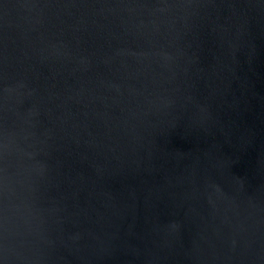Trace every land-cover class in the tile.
Listing matches in <instances>:
<instances>
[{
	"label": "water",
	"instance_id": "1",
	"mask_svg": "<svg viewBox=\"0 0 264 264\" xmlns=\"http://www.w3.org/2000/svg\"><path fill=\"white\" fill-rule=\"evenodd\" d=\"M198 2L0 3V55L35 93L10 123L41 153L16 161L15 216L49 264H264V13Z\"/></svg>",
	"mask_w": 264,
	"mask_h": 264
},
{
	"label": "clouds",
	"instance_id": "2",
	"mask_svg": "<svg viewBox=\"0 0 264 264\" xmlns=\"http://www.w3.org/2000/svg\"><path fill=\"white\" fill-rule=\"evenodd\" d=\"M2 3V0H0ZM246 7L264 13V0H246ZM34 7L36 5H23L22 7ZM76 6V5H72ZM127 5L126 7H131ZM147 7V5H137ZM198 0H185L184 3H168L167 0H160V10L166 11L173 7L194 8L199 7ZM236 8L237 5H231ZM7 8V5H5ZM55 47V46H53ZM9 62L6 55H0V264H49V258L34 248L30 237L33 232L27 220L17 219L15 213L19 210L15 204L16 191L14 188V172L17 160L25 157L31 161H37L41 155L39 151H28L34 149V145L27 144V141L35 138V132H27L20 128L17 130L15 123H10L12 118L22 119L20 111L25 98L34 96L28 79L20 73L9 71ZM34 115V113H29ZM33 127H35L33 125ZM22 141L24 143H22ZM26 145V146H25ZM45 155H47L45 153ZM41 178L47 172V165L35 163L32 165ZM30 214H35L32 208H28ZM173 228L178 230L179 224ZM154 239L153 247L158 252H163L168 247L170 233L163 228L154 225L152 229ZM42 242L49 248H55V241L41 237ZM73 244H79L84 239L83 233H76L68 238ZM235 248V241H233ZM76 252H82V248H76ZM159 256L153 253L147 264H154ZM102 258V257H101ZM80 264H91L87 255L79 256ZM63 264H69L65 258Z\"/></svg>",
	"mask_w": 264,
	"mask_h": 264
}]
</instances>
